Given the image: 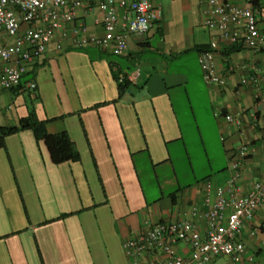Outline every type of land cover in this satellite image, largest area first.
Listing matches in <instances>:
<instances>
[{"label": "crops", "instance_id": "obj_1", "mask_svg": "<svg viewBox=\"0 0 264 264\" xmlns=\"http://www.w3.org/2000/svg\"><path fill=\"white\" fill-rule=\"evenodd\" d=\"M231 1L264 14V0ZM98 2L87 1L66 24V35L59 34L28 65L20 88H0V128L15 127L34 112L50 121L49 134L68 133L81 157L56 165L31 130L7 137L0 149V264H130L123 243L154 225L191 219L208 184L227 185L242 146L251 149L241 167L242 192L264 179V129L260 122L252 125L254 116L264 114V50L232 45L208 29L207 0H152L162 7V20L147 35L130 36L124 56L95 46L78 48L76 27L103 35ZM259 26L264 30L262 16ZM213 40L218 73L227 78L224 87L203 79L200 58ZM6 43L2 35L0 45ZM136 70L139 77L120 96L115 75ZM254 76L261 88L258 99L257 87L242 83ZM30 82L35 91L28 89ZM14 99L23 101L18 105ZM201 109L212 112L226 166L185 184L174 159L186 152L183 126L196 123ZM227 115L241 124L228 123ZM197 223L207 230L205 219ZM239 240L245 246L239 261L220 257L210 264H264V207ZM175 250L184 258L191 254L184 243ZM154 258L145 255L142 262Z\"/></svg>", "mask_w": 264, "mask_h": 264}, {"label": "built area", "instance_id": "obj_2", "mask_svg": "<svg viewBox=\"0 0 264 264\" xmlns=\"http://www.w3.org/2000/svg\"><path fill=\"white\" fill-rule=\"evenodd\" d=\"M89 0H0V37L7 43L0 45V88L11 91L20 86L28 72V65L42 57L49 43L65 32V26L76 20L78 11ZM209 11L205 26L218 31L220 37L232 45H243L249 49L264 50V30L259 26V18L264 14L252 6H239L231 0H207ZM103 12V35L87 33L84 25L74 29L73 43L78 48L95 46L117 56L128 51L130 36L143 37L157 25L163 17V10L152 0H99ZM218 44L211 41L200 58L203 79L208 85L224 87L227 78L219 75L215 63ZM140 75L136 70L120 77L133 83ZM244 85L257 87L256 98H260L261 88L258 77L244 79ZM28 89L36 90L30 82ZM218 115V114H216ZM230 124L240 125L239 117L227 115ZM258 122L264 129V114L253 117L252 125ZM251 155L249 146H242L237 159L232 161L231 177L226 186L206 187L204 202L191 209V219L160 223L147 231L126 240L123 249L130 264H143L145 255L154 256L148 264H210L214 259L227 257L239 261L245 251L239 240L246 223L254 219L255 213L264 207V179L253 183L243 193L239 186L241 167ZM264 173V166H263ZM214 197V199H213ZM205 219L207 230L202 232L197 220ZM257 230L252 231L256 235ZM186 244L191 254L189 258L179 255L175 246ZM253 262V258H249Z\"/></svg>", "mask_w": 264, "mask_h": 264}, {"label": "rangeland", "instance_id": "obj_3", "mask_svg": "<svg viewBox=\"0 0 264 264\" xmlns=\"http://www.w3.org/2000/svg\"><path fill=\"white\" fill-rule=\"evenodd\" d=\"M25 101L31 106L30 94L24 93ZM16 102V99H14ZM23 101L19 99L18 105ZM185 138L183 149L185 154L175 156V165L179 178L183 183H193L226 166L223 159L222 142L217 134L212 112L197 111V122L183 126ZM178 147V146H177ZM182 149L181 146H179Z\"/></svg>", "mask_w": 264, "mask_h": 264}, {"label": "trees", "instance_id": "obj_4", "mask_svg": "<svg viewBox=\"0 0 264 264\" xmlns=\"http://www.w3.org/2000/svg\"><path fill=\"white\" fill-rule=\"evenodd\" d=\"M28 76L29 74L27 73L23 76V78ZM23 78L20 86L17 88L22 86ZM115 80L118 84L120 96L130 89L131 82H129L127 79L120 82V77L118 74H116ZM49 122V120H40L36 114L32 112L29 116L21 118L17 126L0 128V149L6 148L7 137L26 129L33 132L38 143H44L54 164L59 165L66 162H79L81 160L80 153L77 150L76 145L70 139L68 133L62 132L54 135L49 134L47 131V124Z\"/></svg>", "mask_w": 264, "mask_h": 264}]
</instances>
